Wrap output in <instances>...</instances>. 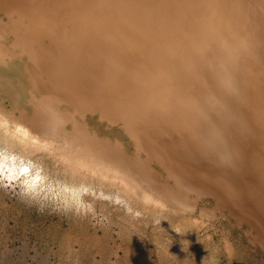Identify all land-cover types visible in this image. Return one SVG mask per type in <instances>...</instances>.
<instances>
[{
	"label": "bare ground",
	"instance_id": "6f19581e",
	"mask_svg": "<svg viewBox=\"0 0 264 264\" xmlns=\"http://www.w3.org/2000/svg\"><path fill=\"white\" fill-rule=\"evenodd\" d=\"M0 180L103 258L264 251V0H0Z\"/></svg>",
	"mask_w": 264,
	"mask_h": 264
},
{
	"label": "rangeland",
	"instance_id": "374dc122",
	"mask_svg": "<svg viewBox=\"0 0 264 264\" xmlns=\"http://www.w3.org/2000/svg\"><path fill=\"white\" fill-rule=\"evenodd\" d=\"M0 188L10 190L13 196L0 204V264H126L118 261L114 244L110 247L113 252L105 259L99 252L81 249L78 243H72L69 235L75 230L69 231L68 215L61 207L62 198L57 204L51 199L45 203H17L19 185L0 180ZM224 226L230 232L228 241L234 251L231 258L222 252L218 259L222 264H264V251L251 244L245 229L236 228L226 220Z\"/></svg>",
	"mask_w": 264,
	"mask_h": 264
},
{
	"label": "clouds",
	"instance_id": "9594fccd",
	"mask_svg": "<svg viewBox=\"0 0 264 264\" xmlns=\"http://www.w3.org/2000/svg\"><path fill=\"white\" fill-rule=\"evenodd\" d=\"M12 159L15 160V157H13ZM7 171H8V175L5 178L8 179L9 181H12L13 179H18L20 175L27 173L29 171V167L28 166L20 167L19 172H16L14 169H7ZM39 179L40 177H39V174L37 173L34 180H31V181L25 180L24 183L28 185L29 188H31L34 185L35 180H39ZM136 215L138 216L140 215V213L137 212ZM157 223H160V221H157Z\"/></svg>",
	"mask_w": 264,
	"mask_h": 264
}]
</instances>
